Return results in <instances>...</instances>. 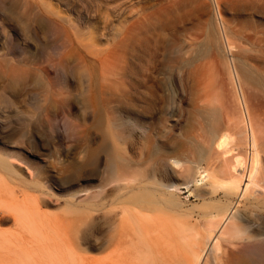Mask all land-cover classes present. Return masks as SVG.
I'll list each match as a JSON object with an SVG mask.
<instances>
[{
  "label": "rangeland",
  "instance_id": "1",
  "mask_svg": "<svg viewBox=\"0 0 264 264\" xmlns=\"http://www.w3.org/2000/svg\"><path fill=\"white\" fill-rule=\"evenodd\" d=\"M200 1L0 0L3 141L20 142V151L35 166L43 160L35 155L34 149L41 151L39 156L55 172L65 167V172L71 173L74 162L83 155L82 137L89 123L86 118L93 115L85 103L93 84L97 97L109 102L110 107L105 110L110 118L101 129L90 127V136L98 139L107 136L110 149L139 161L144 169L146 101L154 97L160 100L152 120L157 129L162 122H168L162 133L165 137L170 128L176 130L185 124L195 78L193 65L185 66L180 53L186 60L203 49V56L211 55L204 71L215 81L224 80L228 95L242 91L252 103L264 99V88L251 83L241 71L242 66L247 67L264 77V0H202L203 5ZM25 12L31 16L27 22L22 21ZM41 14L49 17V22ZM207 23L218 35L216 57L205 48L201 29ZM41 27L47 29L41 31ZM60 60L65 67L57 65ZM205 60L203 57L200 61ZM14 65L24 73L16 83L11 81ZM215 92L220 94L218 89ZM132 100L138 103L141 125L135 128L127 125L125 133L117 137L113 114L117 116V110L130 108ZM171 100L178 104L172 117L165 112L167 106H162ZM237 149L236 152H241ZM99 153L104 158L105 151ZM20 165L28 175V166ZM246 167L242 171L244 179ZM103 168L97 178L83 182L82 187L106 183L109 173ZM133 170L128 172L134 173ZM255 182L239 199L235 217L239 225L257 233L264 246V163ZM51 188L50 194L28 190L35 200L23 195L17 199L0 198V264H124L120 256L115 262L108 256L112 255L113 183L105 185L100 197L83 201L82 208L86 204L89 208L80 213L79 219V213L66 202L76 187L51 184ZM185 191L181 193L183 199L201 203ZM91 201L95 204L89 205ZM228 238L229 235H221V248L233 247ZM212 257V264H228L222 251ZM257 264H264V257Z\"/></svg>",
  "mask_w": 264,
  "mask_h": 264
},
{
  "label": "bare ground",
  "instance_id": "2",
  "mask_svg": "<svg viewBox=\"0 0 264 264\" xmlns=\"http://www.w3.org/2000/svg\"><path fill=\"white\" fill-rule=\"evenodd\" d=\"M199 4L204 2L201 0ZM41 16L46 21L50 19L43 14ZM30 18V12H25L22 21L27 22ZM46 29L40 28L41 31ZM201 32L205 37V48L216 57L219 39L214 27L207 23ZM203 50H198L186 60L180 53L185 66L193 65L195 78L194 96L189 100L191 108L185 124L176 130L168 128L169 134L165 137L162 133L166 131L168 122H162V127L157 129L152 120L160 100L154 97L150 102L146 101L148 110V105L143 106L147 117L144 169L139 161L127 159L110 149L107 136L100 139L90 136V127L101 129L110 118L105 110L110 107L109 102L97 97L91 82L85 103L93 115L86 118L89 123H86L82 137L83 155L74 162L72 172H65V167L55 172L46 159L39 156L41 151L34 149L35 155L43 160L35 166L20 151V142L3 141L0 136V198L11 196L17 199L21 195L34 198L28 190L38 189L50 194L51 184L62 188L76 187L66 202L79 213V219L80 213L89 208L88 204L82 208L83 201L100 197L105 185L112 182L114 225L110 243L112 255L108 256L113 257V262L120 256L124 264H212L213 253L222 251L228 264H257L264 257L261 237L247 226L239 225L235 211L239 199L252 184H256L255 178L263 168L264 99L252 103L242 91L228 95L230 91H227L224 80L215 81L204 71L211 55L203 56ZM203 57L206 60L201 62ZM56 63L65 67L63 60ZM17 66L11 67V81L15 83L24 76L23 70ZM241 71L251 83L264 88L263 76L243 66ZM89 72L92 74L91 70ZM136 83L141 86L138 81ZM216 89L220 94H216ZM131 104L130 108L121 111L115 108L118 115L113 114L112 119L115 129L118 128L115 131L117 137L123 134L127 125L133 128L141 125L138 103L132 100ZM162 106H167L165 112L170 117L178 110L176 100L165 101ZM237 148L241 152H236ZM102 150L105 151L104 158L99 153ZM20 163L28 166V175L23 173ZM245 165L248 168L247 182L245 174H242ZM103 166L109 173L107 182L82 187L83 182L97 178ZM131 168L134 173L128 172ZM183 190L201 203L192 204L190 199H183ZM82 195L85 197L79 200ZM88 203L95 204L92 201ZM101 227L104 230V225ZM223 234L229 235L227 241L233 245L232 248H221Z\"/></svg>",
  "mask_w": 264,
  "mask_h": 264
}]
</instances>
